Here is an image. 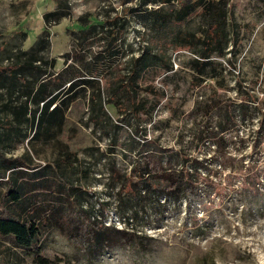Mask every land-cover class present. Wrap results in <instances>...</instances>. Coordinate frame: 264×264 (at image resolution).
Segmentation results:
<instances>
[{
  "label": "rangeland",
  "instance_id": "rangeland-1",
  "mask_svg": "<svg viewBox=\"0 0 264 264\" xmlns=\"http://www.w3.org/2000/svg\"><path fill=\"white\" fill-rule=\"evenodd\" d=\"M71 2L72 16L50 28V56L57 59V70L64 67L70 32L80 29V17H125L137 0ZM55 7L56 0H0V60L2 48L28 49L45 28L44 13ZM231 13L235 41L212 72L221 76L197 86L188 64L192 54L171 48L166 60L173 70L152 69L141 87L134 88L143 98L149 85L162 97L157 110L138 117L108 106L110 139L89 126L85 99L73 105L69 138L78 160L67 173L82 188L77 203L86 219L75 218L73 201L65 196L61 223L36 244L50 264H264V139L259 143L257 138L264 131V0H231ZM127 15L125 44L137 54L150 37L143 18ZM18 25L27 33L22 43L13 37ZM120 68L115 76L123 79L124 65ZM27 148L25 144L16 154ZM39 152L36 163L53 161L49 148ZM178 152L193 160L188 162L190 200L154 195L148 206L140 207L120 195L128 179L138 181L131 175L135 167L136 174L147 168L159 176L164 169H180ZM89 221L119 231L93 254L88 251ZM129 238L141 242L134 246ZM0 264L37 263L0 237Z\"/></svg>",
  "mask_w": 264,
  "mask_h": 264
},
{
  "label": "trees",
  "instance_id": "trees-1",
  "mask_svg": "<svg viewBox=\"0 0 264 264\" xmlns=\"http://www.w3.org/2000/svg\"><path fill=\"white\" fill-rule=\"evenodd\" d=\"M72 13L71 0H56V7L43 15L45 28L28 49H1L5 56L0 60V237L33 257L37 264H50L36 244L46 230L61 223L60 204L65 196L73 201L75 218L86 219L77 203L82 188L75 186L67 173L75 169L74 160H78L69 138L68 113L73 105L85 99L89 126L110 139L108 106L138 117L151 116L157 110L162 97L149 85L143 98L134 88L141 87L152 69L173 70L166 60L171 48L192 54L188 64L199 86L221 76L212 72L220 67V59L231 53L237 34L231 0H137L136 7L125 10V17L118 13L112 19L80 17V29L70 32L64 67L57 70V59L50 56V28ZM128 13L143 18L150 37L137 54L131 44H125ZM16 29L13 37H19L22 43L27 33L21 25ZM125 57L124 63L119 62ZM123 65L125 77L116 78ZM257 138L259 143L264 139L263 130L257 132ZM25 144L28 148L16 154ZM43 148L53 154V161L45 165L34 158ZM178 157L180 169H164L161 176L147 168L136 174L137 168H133L131 175L135 173L138 181L128 179L120 195L140 207L148 206L154 195L190 200L193 187L188 162L193 160L181 152ZM144 159L147 164L148 157ZM243 174L249 172L244 170ZM251 189L257 191L255 186ZM87 226L91 254L107 247L119 233L102 221H89ZM129 239L134 246L141 242Z\"/></svg>",
  "mask_w": 264,
  "mask_h": 264
}]
</instances>
